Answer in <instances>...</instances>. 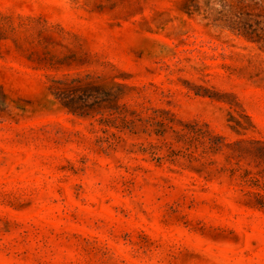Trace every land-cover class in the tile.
I'll return each mask as SVG.
<instances>
[{
	"label": "rangeland",
	"instance_id": "rangeland-1",
	"mask_svg": "<svg viewBox=\"0 0 264 264\" xmlns=\"http://www.w3.org/2000/svg\"><path fill=\"white\" fill-rule=\"evenodd\" d=\"M264 0H0V264H264Z\"/></svg>",
	"mask_w": 264,
	"mask_h": 264
},
{
	"label": "trees",
	"instance_id": "trees-1",
	"mask_svg": "<svg viewBox=\"0 0 264 264\" xmlns=\"http://www.w3.org/2000/svg\"><path fill=\"white\" fill-rule=\"evenodd\" d=\"M252 9L251 13H244V16L240 17L238 30L264 49V2L254 3Z\"/></svg>",
	"mask_w": 264,
	"mask_h": 264
}]
</instances>
